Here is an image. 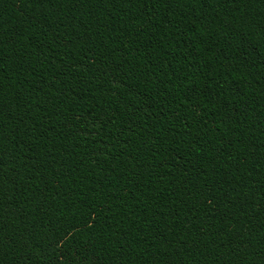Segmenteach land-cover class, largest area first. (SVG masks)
<instances>
[{
	"label": "trees",
	"instance_id": "1",
	"mask_svg": "<svg viewBox=\"0 0 264 264\" xmlns=\"http://www.w3.org/2000/svg\"><path fill=\"white\" fill-rule=\"evenodd\" d=\"M0 264H264V0H0Z\"/></svg>",
	"mask_w": 264,
	"mask_h": 264
}]
</instances>
